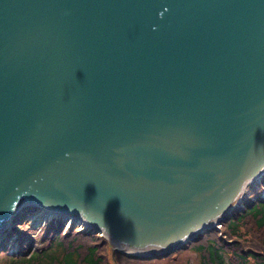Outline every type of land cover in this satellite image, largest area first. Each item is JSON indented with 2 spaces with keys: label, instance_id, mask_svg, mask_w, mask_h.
Wrapping results in <instances>:
<instances>
[{
  "label": "water",
  "instance_id": "water-1",
  "mask_svg": "<svg viewBox=\"0 0 264 264\" xmlns=\"http://www.w3.org/2000/svg\"><path fill=\"white\" fill-rule=\"evenodd\" d=\"M263 167L264 0H0V225L30 204L159 258Z\"/></svg>",
  "mask_w": 264,
  "mask_h": 264
},
{
  "label": "trees",
  "instance_id": "trees-1",
  "mask_svg": "<svg viewBox=\"0 0 264 264\" xmlns=\"http://www.w3.org/2000/svg\"><path fill=\"white\" fill-rule=\"evenodd\" d=\"M257 184L264 189V174ZM256 192H260V190L257 189ZM251 223L252 226L250 227ZM59 226L49 224L48 227L42 229L39 236L43 245L39 251L30 248L31 241L28 237L23 236L22 233L17 234L20 242V246H18L19 254L15 257L7 256L5 264L101 263L102 256L97 254L95 243L82 245L73 242L74 238L69 242H65L63 239L67 238V233H61V226ZM220 230L223 238L229 241L230 245L223 248L214 238L201 240L202 243L193 248L201 257L200 264H247L248 261L251 264H264V200L255 197L244 199L239 209H233L231 217L224 221L220 226ZM249 234L254 240L245 242L246 235ZM71 235H74V237L81 236V239H84L85 236L92 237L90 234L75 231ZM203 236L202 234L195 241H199ZM223 254L227 257L225 262Z\"/></svg>",
  "mask_w": 264,
  "mask_h": 264
},
{
  "label": "rangeland",
  "instance_id": "rangeland-1",
  "mask_svg": "<svg viewBox=\"0 0 264 264\" xmlns=\"http://www.w3.org/2000/svg\"><path fill=\"white\" fill-rule=\"evenodd\" d=\"M254 184V185H253ZM248 186L245 187L247 191L241 195V200L237 202L233 208L230 210V214L227 216H223L222 219L218 220L219 223H214L213 226L209 229L201 231V233L194 238L191 242H183L182 246L185 247L184 249L176 250L168 255L161 256L159 258H148V259H132L128 256L122 255L120 252H118L115 248V244H112L111 241L108 240L106 234L104 233H92L90 230L91 228H79L80 222L79 219L72 218L65 222V215L62 213H57L58 215L50 216L47 220L40 221L37 220L36 222L31 218L32 213H35L36 210L39 208H35V210H29L25 213L20 212L16 217L13 218L14 224L12 225V230H10L8 233H5L2 236V239H0V245L3 246L5 249L8 248L9 250L7 253H5L4 249H1L0 247V264H5V258L7 256H18L19 254V248L20 242L18 240L19 233H22L23 236L28 237L30 239V248L39 251L41 246L43 245V242L40 241V234L44 227H48L49 224L56 226H61V233H67V238H64L63 240L65 242H69L74 238L73 242L81 243L82 245H90V243H95L97 246V254H100L102 256V260L100 264H200V256L199 253H197L193 248L199 243H202L201 240L211 239L214 238L218 244L221 245V247H227V245H230L229 241L225 240L223 238V234L221 233L220 226L224 223L226 219H229L231 217V214L233 212L234 208L239 209L241 207L242 201L246 198H252L255 197L259 200H264V189L260 187L257 184V181H254L252 184L248 183ZM257 189L260 190V192H256ZM257 193V194H256ZM24 203H19V207H23ZM54 212V211H53ZM79 217V216H76ZM57 222V223H56ZM56 223V224H55ZM59 223V224H58ZM59 226V227H60ZM252 226V223L250 224V227ZM82 229V230H80ZM211 230V231H209ZM80 232L85 234H90L92 237L89 236L83 237L84 239H81V236L74 237V235H71L73 232ZM207 232V233H206ZM204 235L199 241H195L200 236ZM248 240H254V238L251 236V234L246 235L245 242H248ZM195 241V242H194ZM72 242V243H73ZM192 244V245H191ZM123 247V246H122ZM119 248V247H118ZM125 249V247H123ZM224 262L227 260V257L225 254H223ZM226 259V260H225ZM247 264H251V262H247Z\"/></svg>",
  "mask_w": 264,
  "mask_h": 264
},
{
  "label": "bare ground",
  "instance_id": "bare-ground-1",
  "mask_svg": "<svg viewBox=\"0 0 264 264\" xmlns=\"http://www.w3.org/2000/svg\"><path fill=\"white\" fill-rule=\"evenodd\" d=\"M263 174H264V167L261 170H259L254 175V177L252 179L248 180L243 185L240 193L233 199V202L226 209H224L220 215L214 217L213 220H212V222H211V224H208V226L205 227L204 229L208 228L209 226L213 225L214 223H219L218 220L222 219L223 216H227L228 214H230V210L233 208V206L237 202H239V200H241V195L244 194L247 191V189L245 188V187L248 186L247 184L248 183H251L252 184L254 181H257V179L259 177H261ZM29 210H35V207L32 206V205H30V204H25V203H24V206L23 207H19V205L16 206L15 209H14V211L9 215L10 217H8L7 219H5V221L0 225V239H2V236L5 233H8L10 230H12L11 228H12V225L14 224V221H15V220H13V218L16 217L18 214H20V212L25 213L26 211H29ZM55 215H58V214L55 213V212H53V211H51V210H46V209H43V208H39L38 210H36L35 213H32L31 218L36 222L37 220H40V221L47 220L48 217L55 216ZM71 217H72V220L79 219V222L81 223L80 224L81 227H79V228H86V227H88V228L93 229V227H91L88 223H86L83 218L76 217L74 215H72ZM183 240H184V238H183ZM181 242H183V241H181ZM111 243L112 244H115L116 243L118 245V247H119L118 249H120V250H122L124 252L126 251L128 253H133L132 250H129V249H126V248L124 249L122 247V245L119 244L118 242H115V241L113 242L112 241Z\"/></svg>",
  "mask_w": 264,
  "mask_h": 264
}]
</instances>
